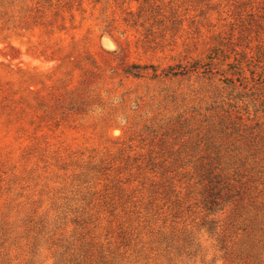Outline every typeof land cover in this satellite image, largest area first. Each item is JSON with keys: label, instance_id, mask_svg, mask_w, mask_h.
I'll return each instance as SVG.
<instances>
[{"label": "rangeland", "instance_id": "1", "mask_svg": "<svg viewBox=\"0 0 264 264\" xmlns=\"http://www.w3.org/2000/svg\"><path fill=\"white\" fill-rule=\"evenodd\" d=\"M0 264H264V0H0Z\"/></svg>", "mask_w": 264, "mask_h": 264}, {"label": "trees", "instance_id": "2", "mask_svg": "<svg viewBox=\"0 0 264 264\" xmlns=\"http://www.w3.org/2000/svg\"><path fill=\"white\" fill-rule=\"evenodd\" d=\"M125 73L130 74V72H125Z\"/></svg>", "mask_w": 264, "mask_h": 264}]
</instances>
